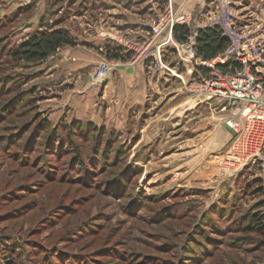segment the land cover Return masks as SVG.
I'll list each match as a JSON object with an SVG mask.
<instances>
[{
  "label": "rangeland",
  "instance_id": "374dc122",
  "mask_svg": "<svg viewBox=\"0 0 264 264\" xmlns=\"http://www.w3.org/2000/svg\"><path fill=\"white\" fill-rule=\"evenodd\" d=\"M225 11L264 37V0H0V264H264L263 238L237 228L264 215L255 97L219 100L206 85L227 78L220 58L193 69L167 42L174 24L203 27ZM48 27L85 47V64L66 46L13 60L10 49ZM139 64L138 105L121 72ZM209 117L221 129L208 135ZM72 120L97 130L64 147Z\"/></svg>",
  "mask_w": 264,
  "mask_h": 264
},
{
  "label": "trees",
  "instance_id": "16d2710c",
  "mask_svg": "<svg viewBox=\"0 0 264 264\" xmlns=\"http://www.w3.org/2000/svg\"><path fill=\"white\" fill-rule=\"evenodd\" d=\"M171 31L174 40L180 44H183L188 41V38L193 30L188 24L177 23L173 25ZM76 44L77 40L72 35H70L67 30L63 28L48 27L37 31L31 37H29V39L22 41L19 45L13 47V49H10L9 54L15 61L40 62L45 60L50 54L54 53L59 48L67 45L75 46ZM195 44L196 55L203 60L209 61L225 51V49L230 44V41L222 35L219 28H204L197 29ZM108 56L111 58L122 57L118 51H111ZM215 67L222 72H233L236 69L240 70L242 68V64L240 62L230 60L226 63H218L215 65ZM198 69L204 76H208L210 69L203 66H199ZM2 88L3 85H0V92L2 91ZM17 98L15 100H18ZM8 111L9 110L4 108V106L2 107V112L4 115H6ZM47 125V120L43 121L42 127L40 129L44 130ZM63 125H65L66 130V144L64 147L72 146V133L82 136V134L87 133V131L97 130L95 125L91 123H84L80 120H72L68 124L63 123ZM38 126H41L40 123ZM55 143L56 142H51L53 145L51 148L53 149L52 153L57 155V150H61V146H57L59 144L55 145ZM76 154H78V158L81 157L78 152H76ZM78 160L76 168H81L82 163H80ZM261 204L262 202L260 205ZM215 213L216 215H219V212L216 211ZM237 228L245 233H249V231L258 233L263 238L262 242L264 243V215L260 211L250 212L241 216L239 218V225ZM130 260L131 259L128 261Z\"/></svg>",
  "mask_w": 264,
  "mask_h": 264
},
{
  "label": "built area",
  "instance_id": "2783aa9c",
  "mask_svg": "<svg viewBox=\"0 0 264 264\" xmlns=\"http://www.w3.org/2000/svg\"><path fill=\"white\" fill-rule=\"evenodd\" d=\"M239 20L231 19L230 14L226 11L218 15L210 16L207 25L192 29L193 31L188 41L183 44L179 43L178 50L183 56H187L188 59L184 56L182 60L190 64L193 69L198 63L201 65L209 63L211 60L208 61L196 57L195 39L197 36V29L219 28L222 35L230 41V44L225 51L216 57L220 58L219 60L221 63H226L230 60L240 62L242 68L240 70L236 69L233 72H223L224 74H222V76L227 77L226 79L218 78L219 75L215 74L214 79L210 80L211 78H209L208 74V76H205L209 78L206 86H209L216 94L221 91L219 94L224 98L229 93H233L235 89L242 90L244 94L242 93L241 95H243V97L246 99L255 97V103L259 104L264 101V37H262L263 33L259 35L252 34L251 31L246 32L248 25H241ZM209 73H211V68ZM232 73L244 74L246 82L234 80L236 79V75ZM203 79L205 80V78ZM217 88L221 90L217 91ZM256 156L259 158L258 154H256ZM245 159H248L243 162L245 164L249 160L252 161L251 157Z\"/></svg>",
  "mask_w": 264,
  "mask_h": 264
},
{
  "label": "crops",
  "instance_id": "0c3cea01",
  "mask_svg": "<svg viewBox=\"0 0 264 264\" xmlns=\"http://www.w3.org/2000/svg\"><path fill=\"white\" fill-rule=\"evenodd\" d=\"M261 33H263L261 30H260V32H258V34L260 35ZM167 42H170V48L171 49H173V52L172 53H174V56H172V58L173 59H176V57H177V55H180L181 53H178L177 52V54H176V50H175V46L177 45H179V43L178 42H176V41H174L173 40V38H172V34H169V36H167ZM176 44V45H175ZM168 47V45L166 44V45H162V52L163 51H166V48ZM64 48H70V49H67V50H70L69 52L70 53H73V55L77 58V61L79 62V64L81 65V64H85V60H86V58L83 56V54L85 53V52H87V49L85 48V47H80L79 45H75V46H66V47H64ZM63 49V48H62ZM160 51H161V49H160ZM74 57V58H75ZM182 58V57H181ZM79 59V60H78ZM197 60H198V58H197ZM85 66V65H84ZM78 68V67H77ZM139 71H140V64L139 65H137V66H129V67H127V69L126 68H124L123 69V72H121V74H122V77H124L125 79H126V83L127 82H129V83H132V84H134V87L136 86V89L138 90V92H136L135 94H137V95H139L141 98L138 100V99H136L137 101L135 102V103H133V104H140V102H143L144 100L142 99L143 97L141 96V91H143L144 89H143V87H142V83H141V80H140V77H137V74H139ZM137 73V74H136ZM139 75H141V74H139ZM144 85V84H143ZM145 86V85H144ZM145 88V87H144ZM131 93H133V89H132V92ZM132 97H131V99L132 100H134V98H133V95H131ZM222 99H224V97H221V99H219V100H222ZM132 104V105H133ZM256 113V116L258 117V123L259 124H261L260 126H259V128H260V130L262 129V135L260 134V136H261V141H260V143H262V147H263V149H262V151L264 152V101H262L261 103H259L258 104V108H257V110H254V112L252 113V115L253 114H255ZM251 115V116H252ZM208 120H210V121H208V124H209V126H205V127H208L206 130H204V128H203V130L204 131H208L209 133H208V135L211 133V132H213V131H217V129H221V127H218V126H220L219 124H218V121L220 120V119H218V118H216V117H213V118H211V117H209V119ZM196 126H198V131H200V129H201V121H198L197 123H196ZM226 130L227 131H230L231 132V130L230 129H228V128H226ZM224 132H226V131H224ZM248 144V143H247ZM218 145V144H217ZM220 148V147H219ZM215 151V150H214ZM213 151V152H214ZM227 152V154H225L226 155V159L227 158H229V156H231V162H232V159H233V153H231V151L230 150H228V151H226ZM225 152V153H226ZM216 155H217V150L214 152ZM215 155V156H216ZM228 155V156H227ZM241 156V155H240ZM243 156V155H242ZM242 156L240 157V158H242ZM246 158H247V156H246ZM259 160H262V165H261V169H262V181H264V154H263V157H261V156H259ZM244 159H245V157H244ZM219 162V161H218ZM217 162V163H218ZM252 164V163H251ZM248 166L250 165L249 163L247 164ZM231 166H232V164H231Z\"/></svg>",
  "mask_w": 264,
  "mask_h": 264
}]
</instances>
